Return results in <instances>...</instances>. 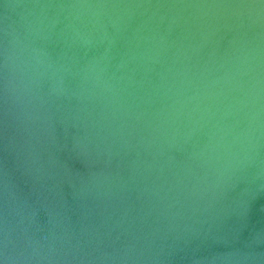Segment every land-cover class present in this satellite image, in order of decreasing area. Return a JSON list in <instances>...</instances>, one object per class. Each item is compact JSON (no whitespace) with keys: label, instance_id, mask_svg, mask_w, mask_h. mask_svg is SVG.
<instances>
[{"label":"water","instance_id":"water-1","mask_svg":"<svg viewBox=\"0 0 264 264\" xmlns=\"http://www.w3.org/2000/svg\"><path fill=\"white\" fill-rule=\"evenodd\" d=\"M0 264H264V0H0Z\"/></svg>","mask_w":264,"mask_h":264}]
</instances>
